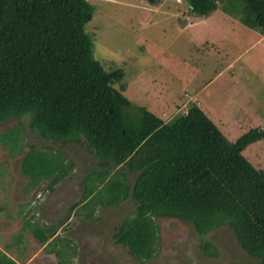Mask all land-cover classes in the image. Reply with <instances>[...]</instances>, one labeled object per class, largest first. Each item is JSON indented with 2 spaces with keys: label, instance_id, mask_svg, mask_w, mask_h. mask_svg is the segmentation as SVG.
<instances>
[{
  "label": "trees",
  "instance_id": "obj_1",
  "mask_svg": "<svg viewBox=\"0 0 264 264\" xmlns=\"http://www.w3.org/2000/svg\"><path fill=\"white\" fill-rule=\"evenodd\" d=\"M217 1L187 0L188 11L205 16ZM244 3L241 22L264 36V0ZM92 13L88 0H0V123L17 122L0 133L3 145L13 155L21 151L15 147L23 140L24 117L42 140L86 144L97 169L86 174L81 198L70 209L89 208L91 218L97 206L130 201L134 213L114 228L112 240L140 262L154 257L156 221L168 218L191 225L205 256L216 249L202 237L227 227L240 249L264 264V168L243 156L264 133L250 129L229 141L195 103L167 122L132 106L121 70L105 71L93 58L84 29ZM73 167L61 151L31 145L20 173L35 186L49 180L53 190ZM23 226L40 244L56 233L50 225ZM62 240L52 238L49 252L59 264H70L75 249L67 240L72 253L65 262ZM0 264L17 263L0 251Z\"/></svg>",
  "mask_w": 264,
  "mask_h": 264
},
{
  "label": "rangeland",
  "instance_id": "obj_2",
  "mask_svg": "<svg viewBox=\"0 0 264 264\" xmlns=\"http://www.w3.org/2000/svg\"><path fill=\"white\" fill-rule=\"evenodd\" d=\"M88 2L93 13L84 29L92 42L93 58L105 71L121 70L124 96L132 106L144 107L167 122L185 109L181 105L187 102L185 97L190 98L191 80L202 85L233 62L234 69L222 77L231 79L237 73L243 85L218 79L209 90L220 89L224 97L232 90L249 91L258 100L256 106L247 105L249 114L264 117V67L258 63L264 59V45L248 50L251 32L241 22L244 0H219L217 9L205 16L190 13L187 0ZM221 115L209 113L216 127ZM16 124L13 120L0 123V133ZM21 129L23 140L16 141L15 147L21 145V151L15 155L0 139V251L17 264H59L49 252L53 242L40 244L24 228L25 221L54 227L52 238L65 239L59 249L65 262L72 253L71 246L75 249L70 264H257L240 249L227 227L202 237L216 249L214 256H205L191 225L168 218L156 221L159 242L154 257L140 262L112 240L114 228L134 213L130 201L97 206L91 218L87 217L89 208L70 209L81 198L86 174L97 169L98 160L88 146L42 140L29 130L26 117ZM31 145L56 149L74 162L72 171L53 190L47 188L49 180L35 186L20 173V162ZM243 156L254 167L264 168V139L250 145ZM67 240L71 246L65 244Z\"/></svg>",
  "mask_w": 264,
  "mask_h": 264
},
{
  "label": "crops",
  "instance_id": "obj_3",
  "mask_svg": "<svg viewBox=\"0 0 264 264\" xmlns=\"http://www.w3.org/2000/svg\"><path fill=\"white\" fill-rule=\"evenodd\" d=\"M247 30H250L248 32H251L250 33L251 45L250 48H248V50L253 49L256 45H261V46L264 45V36L259 35L250 28H247ZM236 41L238 42L239 40L236 39ZM258 63L259 65H262L264 67V59L262 62L260 60ZM232 66H233V62L225 64V66L221 69L219 74H217L211 79L209 78L207 82L203 83L202 85L196 83L195 79L191 80V83L189 85L190 98L189 96L185 97L187 99V102H190L191 104L193 103L197 104L199 108L204 112V114L209 118V120H212L214 123L216 122L213 119H211L209 113H211L212 111L213 112L215 111V113H221L222 119L224 117L225 119L224 121L220 119L221 121L217 122V128L229 141L236 140L241 135L248 132L250 129H258L259 131L264 132V130H261V128L264 127V117L259 116L258 114L250 115L249 114L250 112L248 111L247 108V105H255V106L258 105V100L254 97L253 94H251L249 91L237 92L235 90L234 92V90H232L229 91V95H226L224 97V95L221 92H219L220 89L215 88L209 90L211 85L214 84L218 79L223 80L229 85L231 84L243 85L242 83H239V79H238L239 74L237 73L233 74V77L231 79L230 78L224 79L222 77L223 75L225 76V72L234 69V66L233 67ZM234 76H236V79ZM223 97L225 98L224 100ZM187 102L182 103L181 106L185 107L186 105L190 104ZM245 153L246 150L243 152V154ZM49 241H51V238L45 244L42 245L46 246V244H48Z\"/></svg>",
  "mask_w": 264,
  "mask_h": 264
},
{
  "label": "clouds",
  "instance_id": "obj_4",
  "mask_svg": "<svg viewBox=\"0 0 264 264\" xmlns=\"http://www.w3.org/2000/svg\"><path fill=\"white\" fill-rule=\"evenodd\" d=\"M40 197V196H39Z\"/></svg>",
  "mask_w": 264,
  "mask_h": 264
}]
</instances>
